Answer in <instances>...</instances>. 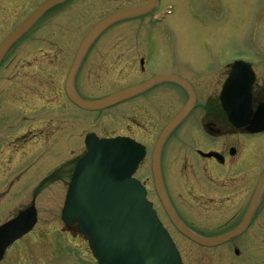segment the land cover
Returning a JSON list of instances; mask_svg holds the SVG:
<instances>
[{
	"label": "flooded vegetation",
	"instance_id": "flooded-vegetation-1",
	"mask_svg": "<svg viewBox=\"0 0 264 264\" xmlns=\"http://www.w3.org/2000/svg\"><path fill=\"white\" fill-rule=\"evenodd\" d=\"M147 1L149 0H144L137 6ZM12 2L13 0L8 4L9 9ZM19 2L20 0H16L15 4H19L18 7L13 11L10 9L9 13L6 12L7 7L0 9V48L11 33L38 7L28 12L29 7L27 8L26 1ZM3 3L5 5V1L0 0V7ZM78 4L86 6L87 2L86 0H66L51 8L27 32L7 46L0 55V138L3 137L2 134L8 133V144H14V150H23V153L17 154L21 161L28 157L39 156L37 153L42 150L43 157L41 156L39 166L43 165L47 170H49L47 166L53 165L55 158L59 157L61 153L76 151V139H78L76 127L81 125L80 121H83L84 124L85 120H88L84 114L90 113V111L77 106L68 97L66 84L84 42V37L96 23L87 29L81 38L68 39L69 41L67 40L66 43V39L61 40L63 42L60 43L57 38L43 36L56 17L54 12L60 11L59 13L62 14L68 8L69 11H77ZM170 6L173 7L170 2L164 4V0H155L154 7L148 13L116 22L91 41L75 72L73 88L80 98L89 100L103 98L158 75H173L186 80L195 93L196 101L192 110L173 129L162 147L160 168L167 196L182 223L191 232L201 237L213 238L229 233L237 229L248 217L245 226L237 235L222 244L210 247L195 243L177 230L163 209L155 191L151 158V183L147 182L148 179H143L138 175L144 160L137 169L135 177L142 181L148 192H154L156 197L153 200L154 207L167 230L172 236L176 234L185 240L184 248H179L184 264H194L191 257L194 250L197 249L204 251L203 253L211 250H218L219 253L223 250H230L228 252L233 254L234 261H236L232 264H264V185L257 192L259 181L264 172V131L251 133L246 127H235L230 122L221 101V91L232 71L233 63L237 59H243L251 64L255 72L251 106L256 111L260 105H264V80H261L259 76L264 69V61L258 60L254 63L246 55L226 60L225 63L211 58L206 65L200 63L196 69L189 68L190 70L184 72L181 67L187 66V64L182 63L178 56L173 55V60L165 57L154 66V53L162 52L167 46L165 43L168 39H166V31L163 27L165 23H161L168 16L167 12H163L162 9L166 10ZM157 14L159 18H156ZM156 19L158 20L156 21ZM130 20L135 23L142 20L144 25L139 24V27L143 28L141 30L143 37L133 38L136 35V28H138L136 26L126 34L121 35L119 32V38H104L111 34L115 25H117V29L125 23L129 24ZM158 27L163 29L158 30ZM152 30H158V35L162 36V45L149 37ZM44 43L47 45L54 43L55 47L48 48L51 54H44L47 50L40 48ZM169 49L171 50L170 46H168ZM124 52V56L127 55V60L129 63L131 62V65H120L124 69L121 74L134 76L131 71L134 70L136 71L135 76L139 78L127 86L124 85L106 94L91 95L88 91L89 75L99 71L103 63L107 64L108 61L117 66L113 61H122ZM92 56L97 57L96 63L94 62V72L90 70L93 67ZM182 57L184 58V56ZM113 65L111 66L113 67ZM169 90L179 93L183 98V103L174 109L171 116H168L164 122H160L157 132L154 129L149 131V126L155 122L150 107L155 103L156 95L160 94L162 96L158 103L165 104L166 99L163 95ZM187 100L188 92L184 87L175 82L161 81L142 93L101 112L117 110L123 106L135 107L137 112L148 119H146V124L138 120L134 125L155 139L152 145L153 150L163 129L181 110ZM79 114L83 115L76 121V115ZM142 123L148 128L142 127ZM41 127H46V137L49 136L47 138L49 143L45 140H32L42 138L35 135L41 133ZM85 136L83 138L84 150L76 159H72L73 167L70 179L77 161L86 151ZM99 137H129L144 144L147 148L143 141L129 133L99 135ZM29 138L30 141H28ZM28 143H31L29 148L25 147ZM33 162L34 160H30L27 163L31 165ZM13 163H9L10 166ZM53 166L58 170V163ZM7 167L5 163H0V185L5 181L4 172L6 170L9 172L10 168ZM8 220L2 222L0 226ZM23 237L17 239L7 248L2 262L10 248Z\"/></svg>",
	"mask_w": 264,
	"mask_h": 264
},
{
	"label": "rangeland",
	"instance_id": "rangeland-1",
	"mask_svg": "<svg viewBox=\"0 0 264 264\" xmlns=\"http://www.w3.org/2000/svg\"><path fill=\"white\" fill-rule=\"evenodd\" d=\"M4 1L5 5L3 3L0 9L7 7V13L10 12V9L15 10L19 5L15 4L16 0H13L9 9L8 4L11 0ZM25 1L27 8L29 7L28 12H30L44 0ZM25 1L20 0L19 3ZM143 1L86 0L87 5L78 4L77 11H69L68 8L62 14L59 13L60 11L54 12L56 17L43 36L52 39L57 38L60 43L63 42L61 41L63 39H66L65 43L68 39L77 40V38L82 37L87 29L108 14L137 6ZM169 2L173 5V9L163 26L166 31V39H168L165 43L167 46L162 52L154 53V66L159 64V60H164L165 57L173 60V55L178 56L182 63L187 64V66L181 67L184 72L190 70L189 68L196 69L200 63L206 65L211 58L225 63L226 60L246 55L254 63L258 60L264 61V0H164V4ZM162 10L164 11V9ZM139 21L135 23L130 20L129 24L126 25L125 23L117 29V25H115L111 34L104 38H119V32L121 35L126 34L136 26L138 28H136V35L133 38L143 37L141 31L143 28H140L139 24L144 25V23L142 20ZM161 28L158 27V30ZM158 30H152L149 37L162 45L163 38L158 35ZM155 40L153 42H156ZM168 46L171 48L170 51ZM51 47H55L54 43L49 45L44 43L40 48L47 50L44 54H51L48 50ZM40 48L38 49L40 50ZM124 54L125 52L122 54V61H113L117 66L108 61L107 64L103 63L99 71L89 75L88 86H90L88 91L91 95L106 94L124 85L127 86L139 78L135 76L136 71L134 70H131L134 76L121 74L124 69L120 65H131V62L129 63L127 60V55L124 56ZM95 60L97 61V57L92 56L93 67L90 70L93 72ZM263 71L264 69L259 74L261 80H264ZM161 96L162 94L156 95V101L150 107L155 122L149 126V131L154 129L157 132L160 122H164L168 116H171L173 110L183 103L181 95L174 90L165 92L163 95L166 99L165 104L161 102L163 105L158 103ZM123 107L100 113H83L88 120H85L86 123L84 122V124L83 121H80L81 125L76 127L78 138L76 139V151L74 153H61L64 155L60 154L59 157L55 158L53 165L58 163V170L51 163L50 166H47L49 170L43 165L39 166L42 150L37 153L39 156L28 157L21 161L17 154L23 153V150H14V144L11 143L12 147L7 142L8 133L2 134L3 137L0 138V163H5L10 169L9 172L7 170L4 172L5 181L0 185V224L15 216L19 210H24L29 206H35L38 214L35 229L10 248L2 264H96L86 238L81 236L74 227H65L62 220V209L70 182L73 167L72 159H76L84 150L83 138L90 131L99 135L129 133L143 141L149 152L138 175L143 179H148L147 182L151 183L150 158L155 139L134 125L138 120L146 124L148 118L137 112L135 107ZM83 114L76 115V121ZM142 127L145 128L147 125L143 124ZM46 130V127H41V133L35 135L42 138L32 140H45L49 143ZM25 135L27 134L25 133ZM30 140L29 138L28 141ZM30 146L31 143H28L25 147L29 148ZM30 160H34L31 165L27 163ZM12 162L14 163L10 166ZM55 162L56 164H54ZM148 197L151 200L156 199L153 191L149 192ZM173 236H175L174 240L179 248H184L185 240L176 234ZM228 251L230 250H223L219 253L218 250H211L203 253L204 251L197 249L194 250L191 258L194 264L235 263L233 254Z\"/></svg>",
	"mask_w": 264,
	"mask_h": 264
},
{
	"label": "water",
	"instance_id": "water-1",
	"mask_svg": "<svg viewBox=\"0 0 264 264\" xmlns=\"http://www.w3.org/2000/svg\"><path fill=\"white\" fill-rule=\"evenodd\" d=\"M66 0H47L11 35L0 48L1 53L12 42L25 33L52 7ZM155 3H148L129 10L109 15L96 24L84 38L76 62L67 79L68 96L80 107L101 110L131 98L155 83L169 80L179 83L189 94L185 106L160 134L152 154V170L159 198L176 228L191 240L205 245L221 244L239 233L242 225L226 235L203 238L191 232L175 213L164 188L160 157L163 144L195 103V94L190 84L178 77L160 75L142 84L134 85L100 100L81 99L73 88V78L91 41L96 39L111 24L149 11ZM244 64L245 68L239 65ZM255 74L251 66L237 62L221 93L224 110L236 127H247L250 132L264 131V106L253 112L251 88ZM87 151L78 161L72 175L62 209V220L66 227L77 226L84 235L98 264H183L180 252L170 233L163 226L153 203L147 199V190L133 177L146 155L145 147L125 137L100 139L96 134L86 136ZM264 185V173L257 191ZM37 222L34 207L21 211L18 216L0 227V261L6 248L17 238L30 231Z\"/></svg>",
	"mask_w": 264,
	"mask_h": 264
},
{
	"label": "bare ground",
	"instance_id": "bare-ground-1",
	"mask_svg": "<svg viewBox=\"0 0 264 264\" xmlns=\"http://www.w3.org/2000/svg\"><path fill=\"white\" fill-rule=\"evenodd\" d=\"M167 19H168V17H167ZM167 19H166V20H167ZM166 20L162 21L161 24H164V23L166 22ZM106 29H107V28H106ZM106 29H105V30H106ZM105 30H104V31H105ZM104 31H103V32H104ZM99 36H100V35H99ZM99 36H98V37H99ZM2 263H3V262H2ZM2 263H1V264H2Z\"/></svg>",
	"mask_w": 264,
	"mask_h": 264
}]
</instances>
